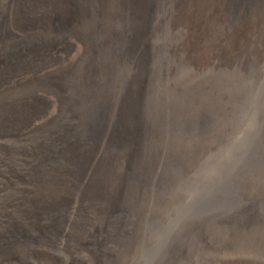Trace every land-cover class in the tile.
I'll return each mask as SVG.
<instances>
[{"label": "rangeland", "instance_id": "374dc122", "mask_svg": "<svg viewBox=\"0 0 264 264\" xmlns=\"http://www.w3.org/2000/svg\"><path fill=\"white\" fill-rule=\"evenodd\" d=\"M0 264H264V0H0Z\"/></svg>", "mask_w": 264, "mask_h": 264}, {"label": "clouds", "instance_id": "9594fccd", "mask_svg": "<svg viewBox=\"0 0 264 264\" xmlns=\"http://www.w3.org/2000/svg\"><path fill=\"white\" fill-rule=\"evenodd\" d=\"M246 127L248 128V129H252L253 127H254V119H249L248 120V123H247V125H246ZM212 173H209V174H206L205 175V179H211V177H212ZM191 198V197H190ZM179 211V210H178Z\"/></svg>", "mask_w": 264, "mask_h": 264}, {"label": "bare ground", "instance_id": "6f19581e", "mask_svg": "<svg viewBox=\"0 0 264 264\" xmlns=\"http://www.w3.org/2000/svg\"><path fill=\"white\" fill-rule=\"evenodd\" d=\"M162 9V8H161ZM130 34V33H129ZM11 46V45H10ZM153 53V52H152ZM154 62V61H153ZM19 63V62H18ZM34 65V64H33ZM212 80V79H211ZM205 81V80H204ZM208 81V80H207ZM217 81V80H216ZM215 85V84H214ZM213 85V86H214ZM219 86V85H218ZM221 89V88H220ZM164 90V89H163ZM144 92V91H143ZM43 93V92H42ZM154 93V92H153ZM173 94V93H172ZM41 95V94H40ZM167 95V94H166ZM42 96V95H41ZM45 97V95H43ZM153 96V95H152ZM147 97V96H146ZM210 97V96H209ZM222 97V96H221ZM178 98V97H177ZM48 99V98H47ZM170 99V98H169ZM211 101V100H209ZM217 102V101H216ZM177 103V102H176ZM221 107V106H220ZM55 110V109H54ZM130 110V109H129ZM214 112V111H213ZM216 113V112H215ZM209 114V113H208ZM56 116V115H55ZM211 119V118H210ZM199 121V120H198ZM211 127V126H210ZM177 132V131H176ZM208 150V149H207ZM198 248V247H197ZM201 249V248H200Z\"/></svg>", "mask_w": 264, "mask_h": 264}]
</instances>
